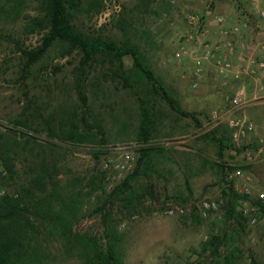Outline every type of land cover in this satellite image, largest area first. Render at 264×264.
I'll return each instance as SVG.
<instances>
[{"label": "rangeland", "instance_id": "1", "mask_svg": "<svg viewBox=\"0 0 264 264\" xmlns=\"http://www.w3.org/2000/svg\"><path fill=\"white\" fill-rule=\"evenodd\" d=\"M93 1L91 6L84 4L74 19L77 28L117 43L138 45L147 65L180 101L182 109L197 113L201 127L177 115L163 101H156L157 127L149 143L164 150L153 155L150 175L140 176L133 183L135 207L129 210L116 201L108 206L114 223L103 224L104 211L100 213L97 208L133 170L138 150L144 146L136 140V97L115 76L116 64L100 59L82 67L80 55L63 58L57 46L26 69L19 50L35 48L42 36L25 32L29 19L37 15V2L0 0V133L16 137L20 144L23 135L36 139L34 150L24 151L27 160L21 157L24 162L16 163L19 183L24 181L28 167L33 166L35 154H41L49 140L47 128L57 127L60 120L75 114V122L86 123V129L96 135V142L71 145L53 140L58 146L52 157L59 167L60 185L84 178L81 186L85 194L90 189L88 178L96 176L102 187L85 197L87 215L74 227L75 234H90L106 243L110 239L106 233H116L124 264H224V256L231 252V264H264V212L248 201H240V225L235 219L225 220L226 203L213 166L218 161L217 148L211 139H202L231 116L233 111L226 99L233 95L237 83L221 77L212 61H206L197 75L189 57L199 53L204 44L218 42L219 28L206 18L211 9L227 10L216 16L223 17L226 26L228 23L229 39L236 49L244 43L256 59L260 54L255 41L264 31V20L252 11L249 0ZM189 16L203 20L208 30L205 37L188 39ZM184 50L187 54L177 58L176 54ZM241 55L245 56L242 50L235 53L234 63ZM131 65V58L124 57V69ZM245 83L249 89L254 86L251 80ZM249 101L246 108L233 115L251 120L254 130L246 140L232 141L235 148L243 149L226 150L222 161L242 168L251 179L248 199L258 200V194H264V90L255 97L250 95ZM15 119H26L27 126L14 127ZM10 127L16 134L8 131ZM126 155L133 158L126 164L130 169H116L118 164H125ZM1 172L0 165V195L12 190ZM98 197L102 199L98 201ZM203 200L218 204V210L207 218H202L196 208ZM261 203L264 205V199ZM168 204L183 208L185 214L167 215ZM250 220L255 222L251 224ZM214 235L223 238L215 256L211 254L213 245L205 246ZM47 252V264H83L75 252L66 253L57 242L48 243Z\"/></svg>", "mask_w": 264, "mask_h": 264}, {"label": "trees", "instance_id": "2", "mask_svg": "<svg viewBox=\"0 0 264 264\" xmlns=\"http://www.w3.org/2000/svg\"><path fill=\"white\" fill-rule=\"evenodd\" d=\"M37 15L29 19L25 26L28 34H42L40 44L35 48H20L25 68L37 64L52 48H59L61 57L74 53L80 55V65H89L97 60H108L117 65L115 76L136 97L139 109V122L136 140L144 144L138 150L137 163L133 170L117 184L102 201L98 211L102 213L103 224L114 221L109 213V205L116 201L123 202L130 209L135 207L136 193L134 184L140 176H149L152 172V157L161 154L163 147L152 145V133L157 127L155 103L158 100L166 103L169 108L182 118L191 119L195 127L200 128L201 122L196 112L182 109L180 101L158 79L140 47L133 43H117L103 38L99 34L86 33L77 28L74 19L83 9L84 4L93 5V0H36ZM15 8V7H14ZM211 11V10H209ZM129 56L132 65L124 69L123 58ZM79 95L83 97L80 92ZM76 115L60 120L57 127H48L49 140L45 143L42 153L35 154L32 167L25 172L24 181L19 183L16 163L27 160L26 150H34L36 139L24 136L20 144L16 137L12 138L0 133V165L2 179L12 188L0 195V264H47L49 253L48 243L57 242L63 246L66 253L75 255L83 264H124V254L119 245V237L114 232H107L108 242L90 234L77 235L74 227L86 217L84 199L92 196L101 181L96 176L88 178L90 188L83 193L84 178L75 182L60 185V171L57 162L53 160V151L58 146L53 140H60L71 145L92 144L96 135L87 130V124L75 122ZM35 117V116H34ZM47 121V120H45ZM15 126H27V120H13ZM14 128L10 127V132ZM202 139H211L217 148L218 161L213 164L217 170L220 192L225 199V220L235 219L240 225L242 215L237 211L240 201H248L264 212L260 200L248 199L247 196L235 192L224 181L225 163L222 161L226 150L241 152L232 143L229 130L225 124H219ZM20 148V149H19ZM98 153V152H97ZM94 153V156H97ZM24 157V161L21 159ZM38 159V160H36ZM102 198L98 197V201ZM195 215V214H192ZM196 217V216H194ZM243 219V218H242ZM223 238L214 235L205 246H212L211 254L217 255ZM232 252L224 256V264H231Z\"/></svg>", "mask_w": 264, "mask_h": 264}, {"label": "built area", "instance_id": "3", "mask_svg": "<svg viewBox=\"0 0 264 264\" xmlns=\"http://www.w3.org/2000/svg\"><path fill=\"white\" fill-rule=\"evenodd\" d=\"M254 13L264 20V0H249ZM187 23L190 27L188 39L197 37V39L206 36L208 30L206 24L197 16H189ZM214 26L219 28V32L222 39L213 45L204 44L201 51L198 53L189 54L190 59L193 61L195 71L197 75L201 72L202 67L206 61H212L217 69L219 75L223 78L232 79L237 83L234 93L226 101L233 111L231 116L225 120V124L229 130L231 140L234 143H239L246 140L254 130V124L251 120L244 116L233 115L235 112L246 108L249 104V97H255L257 93L264 90V31L263 37L256 39L255 48L260 54V58H252L249 63L236 64L233 61L235 55V45L231 39H229V31L227 30L226 21L221 16H215L213 18ZM241 48H244V43H240ZM184 51L178 52L176 57L179 58L182 55H186ZM246 80L254 82V86L249 89L246 85ZM252 92V93H250ZM217 117V113L213 112V118ZM133 158L129 155L125 156V164L117 165L116 169L122 170L130 169V164ZM225 184L232 187V189L240 195L250 197L252 194L250 182L251 179L247 176L240 166H233L225 164ZM258 200L264 199V194L260 193L257 196ZM197 212L202 218H207L209 213L216 212L218 210V204L215 201L203 200L200 204L196 205ZM165 213L167 215H179L183 216L185 210L180 207H174L171 204L166 206ZM255 220H250L253 224Z\"/></svg>", "mask_w": 264, "mask_h": 264}, {"label": "crops", "instance_id": "4", "mask_svg": "<svg viewBox=\"0 0 264 264\" xmlns=\"http://www.w3.org/2000/svg\"><path fill=\"white\" fill-rule=\"evenodd\" d=\"M250 5H251V3H250ZM252 6V5H251ZM252 11H253V9H252ZM216 13H227V10H224V9H219V8H217V9H211V11H207L206 12V18H207V20L209 21V22H212L213 23V18L216 16ZM229 13V12H228ZM227 27H229L228 26V23H227ZM217 28V27H216ZM217 33H216V35L217 34H219L218 35V41L219 40H221L222 39V36H221V34H220V32L219 31H216ZM259 35L260 36H262L263 37V32H261V33H259ZM240 47V49H236V51H235V53L236 52H238V50H242V51H244L245 52V56H239V57H237V60H238V64H240V63H249V61H251L252 60V58L254 57V55H251V51H249V50H251V49H249V47L247 46V47H245V48H242L241 49V46H239ZM247 55V56H246ZM248 55H249V57H248ZM235 58V55L233 56V58L232 59H234Z\"/></svg>", "mask_w": 264, "mask_h": 264}]
</instances>
